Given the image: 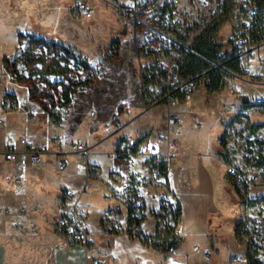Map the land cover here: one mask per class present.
I'll use <instances>...</instances> for the list:
<instances>
[{"label": "crops", "instance_id": "obj_1", "mask_svg": "<svg viewBox=\"0 0 264 264\" xmlns=\"http://www.w3.org/2000/svg\"><path fill=\"white\" fill-rule=\"evenodd\" d=\"M251 72L260 75L256 65L251 67ZM233 81L239 87L234 94L227 87L212 92L202 87L187 102L174 107L161 103L148 109H140L141 98L138 101L135 96L128 111L116 109L108 117L98 115L97 111L93 115L72 100L67 109L60 110L59 125L49 114L46 116L37 110L32 114L26 111L25 115L18 110L2 112L1 117L15 130V135L0 136V152L8 136H23L30 139L34 147L42 148L44 154L40 164L26 171H20L15 163L0 156V205L13 212L1 221L0 226L10 217L35 224L36 220L31 219L33 214L43 209L45 203L63 198L67 189L83 190L85 178H88L86 188H94L97 177L105 174L108 185L113 184L109 189L113 192L116 181L110 171L123 169L131 174L134 193L143 196L145 201V216L135 228L142 235H151L165 215L149 196L154 189L148 183L149 168L154 163L146 156L138 155L135 163L126 167L122 159L114 155V150L125 135H133L143 142L157 141L162 136L161 149L166 139L177 141V155L165 163L163 176L167 190L175 196L180 208L177 227L181 235L176 249L166 252L162 247L152 248L141 240L140 235H129L127 230L118 234L104 232L101 220L116 210L110 206L99 212V229L95 232L88 224L92 205L82 194L79 216L83 227L95 237L91 252L95 256H107L108 264H229L230 255L241 254L245 248L237 239L234 227L240 200L226 184V166L217 155L219 139L226 129L222 121L229 119L223 118L221 109L225 107L231 114L249 118L250 106L255 99H251V95L264 99V90H248L247 81L237 75ZM169 113L177 117L176 124L168 125L166 116ZM116 127L119 129L115 130ZM77 143L89 147L87 163L73 147ZM15 147L22 149L18 143ZM61 163L64 168L59 170ZM249 194L264 197V188L249 189ZM125 205L127 207V203ZM22 208L24 211L20 212ZM119 215L127 227V213L126 218ZM2 247L0 245V264H5L6 251ZM214 248L216 254L209 258L204 256L205 251ZM83 255L81 246L69 249L59 246L53 250V260L46 264H84Z\"/></svg>", "mask_w": 264, "mask_h": 264}, {"label": "rangeland", "instance_id": "obj_2", "mask_svg": "<svg viewBox=\"0 0 264 264\" xmlns=\"http://www.w3.org/2000/svg\"><path fill=\"white\" fill-rule=\"evenodd\" d=\"M89 2L95 8V15L85 19L75 11L76 0H0V116L2 112L9 110H18L24 112V115L26 111L32 114L37 110L48 116L47 112L51 109L45 100L41 101L45 107L31 100L28 87L16 82L9 73L10 62L17 58L27 46V39H19L18 33L62 43L69 47L73 54L85 59L97 71V83L92 87L79 86L72 97V100H76L80 107L84 106L83 109H88L91 114L94 115L97 111L98 115L108 117L112 112H116V109L128 111L131 102L136 99L135 96H138V101L139 97L141 98V102H138L140 109L152 108L144 101L143 94L150 91L156 79L152 83L143 84V79L141 80L138 75L134 57L136 53L150 50L156 57L163 58L166 61V71L162 72L165 75L162 77L164 81L160 79L159 83L166 82L171 72L177 69L176 62L182 55L180 50L170 47V41L174 40L175 34L166 29L157 16L140 17L133 23L127 0H89ZM183 21V24L178 27L184 35L186 34L184 29L191 24V19L185 18ZM231 24V19L227 18L220 22L215 32L214 39L223 50H228L227 41L230 37ZM198 25V28L203 27L202 23ZM198 28L194 33L199 31ZM188 42L189 39L186 44ZM16 70L18 74L28 76L20 62L17 63ZM78 74L80 80L86 78V73L83 71H79ZM238 77L247 81L245 85L248 90H264L263 73L238 75ZM56 79L59 77H51V80ZM233 79L234 75L228 73L224 77V88L227 87L232 94L237 93L239 88ZM251 96V99H258L254 94ZM122 99L129 100L127 107L120 102ZM260 100V103H251L250 120L243 114H231L225 107H223L224 110L221 109L223 118L229 117V119L222 121L226 129L224 136L221 137L222 141L219 142L217 154L224 161L225 166L231 164L249 174L252 190L264 188V125L254 131L250 129L252 124H259V122L264 124L261 122L264 120V99ZM14 133L15 130L8 127L7 120L3 119L0 123V136L15 135ZM226 170L227 166L225 177ZM104 175L97 177L98 182L94 183V188L91 186L86 188L88 178H85L83 190L76 191L77 219L81 221L79 198L84 194L92 205L88 224L95 232L99 229V212L110 206L116 210L109 215L110 217L101 220L102 230L110 234H118L124 230L129 231L131 235L137 233L136 224L132 222L128 224L126 221V227L120 220L119 214L126 218L127 213L124 198H117L112 191L110 192L109 189L113 187V184L109 186ZM226 180V184L238 196V186L227 177ZM128 197L136 208L130 218H143L146 212L143 196L132 193ZM62 199L56 201L53 199L45 203L43 209L33 214L31 219L36 220L35 224H28L25 219L16 220L10 217L6 224L0 226V245L6 251L5 264H46L53 260V250L59 246L66 249L81 246L84 249V264H87L85 256L93 254L91 246L95 237L93 236V243L88 245V253L82 244L71 245L67 241L58 225L61 213L59 203ZM240 212L241 206L237 211L235 229ZM261 214L264 215V210ZM162 219L157 222L156 232L154 230L151 235L143 234L147 242L145 244L152 248L167 246L164 234L166 232L172 234L174 230L175 224L171 215L166 214ZM235 235L245 248V241L239 237L236 230ZM256 258L259 264H264V253H258Z\"/></svg>", "mask_w": 264, "mask_h": 264}, {"label": "built area", "instance_id": "obj_3", "mask_svg": "<svg viewBox=\"0 0 264 264\" xmlns=\"http://www.w3.org/2000/svg\"><path fill=\"white\" fill-rule=\"evenodd\" d=\"M128 9L132 13L133 23L144 16H157L166 29L171 30L174 34L182 30L178 25L183 24L185 18L191 19V24H203L217 20L232 21L227 41L228 50L219 51V58H236L239 61L238 75L251 74V67L256 65L259 72L264 74V33L258 29V21L264 16V0H127ZM75 11L85 19H90L95 15V8L89 0H76ZM187 25V26H189ZM186 26V27H187ZM260 34V35H259ZM174 47L186 49L187 44L175 34L174 40L170 41ZM134 60L137 64L138 75L141 80L143 77L159 71H166V61L163 58L156 57L150 50H144L136 53ZM214 69L221 68V62L213 63ZM205 71L186 75L177 69L172 71L166 78V82L152 83L149 92L143 94V99L150 107L165 103L168 107H174L180 103L187 102L200 90L205 88ZM235 75V74H232ZM161 81H164L161 79ZM125 107L128 106L129 100H120ZM254 103H260V99H254ZM147 107V106H145ZM60 110L57 107L51 108L49 117L52 116L56 125L60 124L57 116ZM166 121L168 125H174L178 122L175 115L167 114ZM3 119L0 116V123ZM119 129L116 127L115 130ZM114 130V131H115ZM163 137L157 141L143 142L133 135H125L120 140L114 150V155L121 158L126 167H131L135 163L138 155L146 156L154 164L149 168L148 183L153 186L149 196L157 202L159 209L162 211L175 210L178 207L175 196L167 190L163 182L164 174L161 173L157 164L159 162L167 163L168 160L177 155V141L175 139H166L164 148H160V142ZM221 142V139H219ZM16 143L22 146V149L15 147ZM87 163L90 153L89 147L82 143L73 146ZM44 150L34 147L31 140L23 136H8L5 141L4 149L0 156L9 162L17 165L20 171H26L33 166L42 162ZM227 178L233 180L238 186L247 190L243 193L240 200L241 212L238 216L236 233L244 239L245 250L241 254L230 255L229 264H247L248 257L256 258L258 253H264V216L261 211L264 210V198L253 197L249 194L252 184L249 174L239 170L231 164H226ZM64 168V163L59 165V169ZM88 168V166H87ZM110 176L115 179L116 187L113 195L117 198H124V203L128 201V196L134 193L135 188L131 174L123 169H112ZM133 199L132 197H130ZM77 201L76 192L67 189L63 199L59 203L61 211L58 225L71 245L82 244L86 250L88 245L94 241L93 235L89 233L77 219L75 214V205ZM24 209H20L23 212ZM13 212L9 207L0 205V224L1 221L12 215ZM181 232L178 227L174 230V236L180 237ZM195 249L198 246L194 247ZM175 246H170L168 252H173ZM217 249L205 251L204 256L209 258L216 254ZM87 264H108L107 256L86 255Z\"/></svg>", "mask_w": 264, "mask_h": 264}, {"label": "trees", "instance_id": "obj_4", "mask_svg": "<svg viewBox=\"0 0 264 264\" xmlns=\"http://www.w3.org/2000/svg\"><path fill=\"white\" fill-rule=\"evenodd\" d=\"M222 21L223 20L209 22L202 28H198L199 25L194 23L193 27L189 25L184 29L186 32L184 35L176 31L175 34L182 39L183 43H186L189 39L186 49L174 47L170 44V47L180 50L182 54L180 59L176 62L177 70L186 75H193L205 71V86L206 90L210 92L219 91L224 88V77L227 73L235 75L240 73L238 59L230 57L222 58L221 60L218 56L221 46L216 42L214 36ZM196 28H198L199 31L194 33ZM258 29L262 31L260 33H264V16H261L258 21ZM191 33L193 34L191 35ZM18 37L19 39H27V46L17 58L10 62L9 73L16 82L28 87L31 100L39 102L41 106L45 107L44 103L41 102L45 100L51 108L57 107L59 110H65L70 106L72 97L79 86L86 85L87 87H92L97 83V71L93 69L85 59L73 54L70 48L64 44L22 33H18ZM18 62L25 67L28 74L27 77L17 73L16 65ZM217 62H221L220 69H214L212 67L213 63ZM79 71L86 73V78L84 80H80ZM162 72L165 71H159L157 74L151 73L143 77V84L152 83L155 79L156 83H159L160 79L165 77ZM157 75L159 77L158 79ZM53 76L59 77V79L51 80ZM48 111L50 112V110ZM118 111L121 110L119 109ZM59 115L57 119L60 120ZM263 125L262 123L252 124L250 125V129L254 131L261 128ZM157 166L161 173L165 175L166 166L164 162H159ZM228 179L231 180L230 178ZM231 181L233 182V180ZM246 192L247 190L245 188L238 186L239 199L242 194ZM135 209L136 208L132 205V201L127 202V222L128 224L132 222L137 226L143 218H130L135 212ZM166 214L171 215L174 220L175 230L179 221L180 208L177 207L175 210L170 211L166 210L165 215ZM174 230L172 231L171 229L172 234H168L167 232L164 234L167 246L162 249L168 250L170 246H175L176 248L179 238L174 236ZM127 233L131 235L129 231H127ZM137 235H140L141 240L147 243L141 231H138ZM248 262L249 264H259L257 258H252L250 256L248 257Z\"/></svg>", "mask_w": 264, "mask_h": 264}]
</instances>
